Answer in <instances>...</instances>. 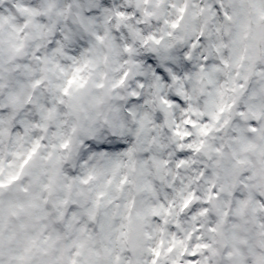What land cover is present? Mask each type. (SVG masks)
Instances as JSON below:
<instances>
[{
    "label": "clouds",
    "instance_id": "clouds-1",
    "mask_svg": "<svg viewBox=\"0 0 264 264\" xmlns=\"http://www.w3.org/2000/svg\"><path fill=\"white\" fill-rule=\"evenodd\" d=\"M0 264H264V0H0Z\"/></svg>",
    "mask_w": 264,
    "mask_h": 264
}]
</instances>
